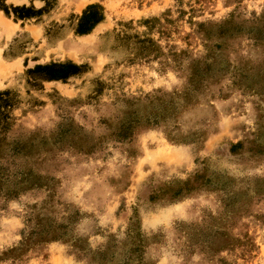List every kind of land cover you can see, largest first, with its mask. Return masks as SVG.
Wrapping results in <instances>:
<instances>
[{"label":"rangeland","instance_id":"rangeland-1","mask_svg":"<svg viewBox=\"0 0 264 264\" xmlns=\"http://www.w3.org/2000/svg\"><path fill=\"white\" fill-rule=\"evenodd\" d=\"M0 264H264V0H0Z\"/></svg>","mask_w":264,"mask_h":264},{"label":"trees","instance_id":"trees-1","mask_svg":"<svg viewBox=\"0 0 264 264\" xmlns=\"http://www.w3.org/2000/svg\"><path fill=\"white\" fill-rule=\"evenodd\" d=\"M94 24H95V22H92V24L89 26V28H87V29H85V30H89L91 27H93ZM54 76H58V77H60V76H63V75H61V74H57V75H54Z\"/></svg>","mask_w":264,"mask_h":264}]
</instances>
